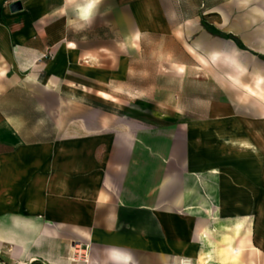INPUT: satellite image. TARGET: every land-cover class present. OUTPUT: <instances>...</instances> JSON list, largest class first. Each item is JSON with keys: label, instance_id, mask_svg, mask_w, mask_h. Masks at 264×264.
Wrapping results in <instances>:
<instances>
[{"label": "crops", "instance_id": "1", "mask_svg": "<svg viewBox=\"0 0 264 264\" xmlns=\"http://www.w3.org/2000/svg\"><path fill=\"white\" fill-rule=\"evenodd\" d=\"M74 7L0 0V264H264V35L250 100L137 116L146 41L183 75L196 31L161 0H101L85 26Z\"/></svg>", "mask_w": 264, "mask_h": 264}, {"label": "rangeland", "instance_id": "2", "mask_svg": "<svg viewBox=\"0 0 264 264\" xmlns=\"http://www.w3.org/2000/svg\"><path fill=\"white\" fill-rule=\"evenodd\" d=\"M161 2L170 14L177 16L176 25L196 31L193 39L184 40L187 48L194 45L196 58L186 57L192 66L180 75L175 71V58L159 53V43L164 40L148 39L146 43L152 51L146 55L148 63H143L145 56L137 62L136 88L133 91L130 88V95L124 98L128 101L124 105L132 113L137 116L165 113L167 118L191 116L202 113L210 100H223L230 95L239 101L250 100L262 90L242 84H253L258 77L257 72L249 68L258 63L255 49L259 48L258 41L264 35V0ZM236 46L242 47L240 54L233 51ZM240 59L247 63L248 70L240 68ZM119 90L127 92L123 87ZM183 92L189 95L184 103L181 100ZM192 96L196 99L192 100Z\"/></svg>", "mask_w": 264, "mask_h": 264}, {"label": "clouds", "instance_id": "3", "mask_svg": "<svg viewBox=\"0 0 264 264\" xmlns=\"http://www.w3.org/2000/svg\"><path fill=\"white\" fill-rule=\"evenodd\" d=\"M66 3L75 5L74 13L81 22V26H85L94 17L101 0H66ZM109 259L113 264H131L133 256L130 252L112 250L109 254Z\"/></svg>", "mask_w": 264, "mask_h": 264}, {"label": "built area", "instance_id": "4", "mask_svg": "<svg viewBox=\"0 0 264 264\" xmlns=\"http://www.w3.org/2000/svg\"><path fill=\"white\" fill-rule=\"evenodd\" d=\"M77 254H79V252L77 251ZM84 260L88 261V256L86 254H84ZM180 264H192L190 259H182Z\"/></svg>", "mask_w": 264, "mask_h": 264}, {"label": "water", "instance_id": "5", "mask_svg": "<svg viewBox=\"0 0 264 264\" xmlns=\"http://www.w3.org/2000/svg\"><path fill=\"white\" fill-rule=\"evenodd\" d=\"M21 7V3L20 2H14L13 4H11V9L12 10H17Z\"/></svg>", "mask_w": 264, "mask_h": 264}, {"label": "bare ground", "instance_id": "6", "mask_svg": "<svg viewBox=\"0 0 264 264\" xmlns=\"http://www.w3.org/2000/svg\"><path fill=\"white\" fill-rule=\"evenodd\" d=\"M104 94V93H103ZM105 96H108L107 94H104Z\"/></svg>", "mask_w": 264, "mask_h": 264}, {"label": "trees", "instance_id": "7", "mask_svg": "<svg viewBox=\"0 0 264 264\" xmlns=\"http://www.w3.org/2000/svg\"><path fill=\"white\" fill-rule=\"evenodd\" d=\"M236 41H237V39L236 38H234ZM240 45V44H239Z\"/></svg>", "mask_w": 264, "mask_h": 264}]
</instances>
